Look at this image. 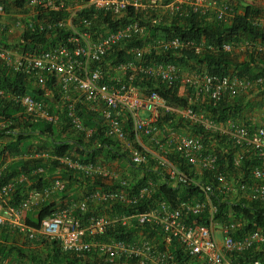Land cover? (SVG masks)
<instances>
[{"label": "built area", "instance_id": "built-area-1", "mask_svg": "<svg viewBox=\"0 0 264 264\" xmlns=\"http://www.w3.org/2000/svg\"><path fill=\"white\" fill-rule=\"evenodd\" d=\"M184 4V0L165 3L163 0H27L23 7L27 12L17 14L12 20L5 3L0 2V32L7 39L5 43L0 41L1 62L8 70L25 75L36 87L44 89V96L58 92L63 101L62 105L56 103L52 109L49 102L33 94L0 90L2 96L20 106L23 111V115L0 117L1 138L29 134L16 128L19 121L20 124L41 121L58 126L65 124L89 140L97 132V127L85 124L79 113V107L83 106L94 114L93 121L100 123L105 136L126 147L134 164H146L150 158H154L152 160L163 168L172 182L195 185L203 193V197L181 200L176 206L161 199L153 207L130 215L93 213L88 216L92 205L115 201L129 203L149 195L153 183L149 181L140 189V195L135 196L126 189L128 182L118 177L117 173L106 169L104 165L83 162L75 159L73 154L66 153L62 156L52 154L53 160L58 162V172L49 176L48 183L42 189L29 191L18 205H14L11 203V192L15 181H3V173L13 162V156L2 145L0 228L23 234L32 241L42 237L55 240L63 251L84 261L100 256L103 264H185L172 253L169 246L162 248L151 239L144 231L146 228L136 233L131 240L104 239L108 230L116 224L129 226L137 223L164 233L172 247H180L184 255L196 257L203 264H264L259 257H244L250 249L264 245V229L243 232L244 224L217 219L215 215L218 210L213 201L216 189L222 194L236 190L240 193L239 200L259 201L264 205V118H256L254 128L237 119L216 122L205 113L196 111L192 105L174 106L157 91L146 93L137 84L143 75L159 79L166 86L178 81L180 85L191 89V102L194 103L205 98L215 102L234 98L242 92L258 91L259 85L264 83L262 77L250 80L237 75L200 71L184 73L172 61H148L147 55L153 51L166 53L192 50L200 54L205 50H215L214 45L204 40L185 39L176 33L155 38L151 36L146 24V16L151 10L163 8L175 12V16L182 15ZM91 8L110 14L112 19L120 21L119 26L115 30H98L96 15H80ZM189 8L205 13L211 10L224 22L230 21L236 14L232 4L220 0H195ZM130 10L135 14L127 17ZM139 14L141 17H138ZM258 21L264 23V16ZM161 22L159 19L156 23ZM60 29H68L72 35L41 52L25 50L21 45H16L23 42L26 32L48 33ZM14 34L19 38L16 44L8 42ZM129 41L141 42V45L127 50L131 59L110 64L107 57ZM240 44L225 43L222 49L231 52L237 50ZM248 46L253 47L250 42ZM256 50L264 52V44L256 45ZM51 78L54 79L53 87L46 89V83ZM172 113L181 114L191 124H200L206 131L226 136L234 148L233 161L236 167H241L247 157L254 158L260 164L250 167L247 178H234L220 168L218 154L207 146L202 135L178 133L173 128L163 130V119ZM162 131L167 132L165 137L161 136ZM144 138L157 147L156 154L151 151V146L148 147L142 141ZM169 145L189 166L188 171L169 158ZM35 151H29L27 156H49L48 152L39 150L38 154ZM195 168L212 173L217 185L213 181L199 182L194 177ZM44 169L41 166L35 172L41 173ZM65 169L80 172L89 178L99 175L121 180L122 189H94L83 199L56 208L50 216L41 219L39 226L30 225L27 221L30 211L39 208L55 194L67 191L69 181L64 176ZM76 211L82 216L75 215ZM205 213H208L209 223L196 219ZM217 231L223 237L222 242Z\"/></svg>", "mask_w": 264, "mask_h": 264}, {"label": "trees", "instance_id": "trees-1", "mask_svg": "<svg viewBox=\"0 0 264 264\" xmlns=\"http://www.w3.org/2000/svg\"><path fill=\"white\" fill-rule=\"evenodd\" d=\"M16 5L19 7H25L27 0H14ZM170 0H165L168 2ZM4 2L6 7L10 4V0H0ZM246 2V1H245ZM241 2L238 0V8L243 10L242 14H235V16L228 22L221 21L217 18L215 12H203L194 11L189 8L187 12L183 14H178L174 19L168 24L156 23L149 27V31L152 37H161L164 34L170 36L173 33L180 35L185 39H196L204 40L207 44L214 45L213 51L207 52L206 50L200 54H195L192 50H182L179 52H166L160 53L153 51L152 54L147 55V60L151 63L172 61L176 63L181 69H193L194 71L207 72L210 74L218 75H230L247 77L250 80H256L260 77L264 78V52L257 51L256 45L264 44V23L257 21L254 18H259L264 16V9L255 6L254 4H249ZM186 7V5H183ZM188 7V6H187ZM236 8L235 10H238ZM89 13L90 15L97 16V26L98 30L104 31L106 28L115 30L119 24V20L112 19L111 15L103 12L96 11L94 9H89L88 11H83L80 13ZM135 13L133 10L127 12V17L133 16ZM212 14V15H211ZM48 15V14H47ZM209 15L211 17L209 18ZM125 17V20L128 18ZM138 17H141L139 14ZM144 22V21H143ZM159 33H162L159 36ZM72 35L71 31L68 29H60L57 31H52L48 33L37 32L29 33L26 32L23 35V42H19L25 50H33L41 52L58 42L67 40L68 37ZM6 37L0 32V41L6 42ZM248 41L252 43L253 47L247 48L246 57L241 58L236 50L231 52H226L222 49L225 43H240ZM141 45L140 41H129L124 44V47L116 50L107 57V61L110 64H117L121 61L131 59V55L127 52L132 46ZM243 53V54H244ZM54 79L51 78L46 83V89H52ZM137 84L143 88L146 93L151 91H157L162 97H164L170 104L179 107H187L192 105L196 111L205 113L208 117L216 122H226L228 119H239L244 115V102L242 97L227 98L222 101H213L210 99H199L198 101L192 103L189 98L180 95V82H176L171 86H166L164 82L159 79L152 77H147L143 75ZM0 90H4L8 93L17 92L23 94H33L34 97L38 99H45V90L36 87L28 78L19 73H13L8 70L0 60ZM261 95L264 94V83L260 84L257 88ZM188 93H192L191 89H187ZM55 100L48 101L51 104V108H54L56 103L62 105L58 92L54 94ZM251 104V105H250ZM247 107H253L252 103L246 105ZM79 113L81 114L85 124L88 127H97V132L89 140H86L82 134L79 133L80 137L74 139V141H66L56 137V132L58 125L45 123L41 121L33 122H23L17 125L16 128L20 130H25L29 132L27 135H19L16 140H13V148L6 145L11 153L13 151L17 152L20 149V145L23 140L28 137L33 136V134H41L56 137L54 140V147L52 153L55 155H65L66 153L73 154V157L77 160L83 162H93L103 165V161L107 164H112L117 160H126L131 165H133V176L128 175V182L126 189L133 193L135 196L140 195V189L146 186L147 183H153V190L148 195H144L139 199L131 201L129 203L124 201H115L110 203H99L98 205H92L88 216L94 214H101L102 211H107L108 215H130L136 213L137 211L146 210L153 207L159 200L165 199L169 201L173 206H176L181 200H192L198 197H203L202 191L199 187L192 184L177 183L172 184L167 174L163 169H154L155 161L150 160V163L136 165L132 162L130 158L129 151L126 149L125 152H121L122 146L116 140L105 136L104 131L100 128V123L93 121L94 114L89 112L85 107H79ZM23 115L22 108L11 100H8L5 96L0 94V117H12ZM168 117V116H167ZM241 119V118H240ZM246 119V116L243 117ZM244 124L251 128H254L255 123L245 121ZM64 128L66 129L65 125ZM193 134L202 135L206 137L208 145L211 146L210 140H214L219 137L218 134L206 131L200 124H193ZM64 130V129H62ZM2 133H0L1 138ZM134 140V138L132 137ZM230 144V142H229ZM27 148V147H26ZM217 154L219 156L220 168L232 175L234 178H247L249 175L250 167L253 165L260 164L254 158L244 159L242 161L241 167H236L234 165L233 156L234 149L227 146L224 149L216 148ZM22 151V150H21ZM27 152V151H26ZM1 153V152H0ZM1 158V155H0ZM169 158L176 162L182 169L189 170L188 165L184 163V160L180 158L177 152L171 153ZM154 162V163H153ZM44 167V172L38 173L35 170L38 167ZM58 162L52 160L51 162H45L44 158H28L13 161L8 165L3 173V181L9 182L14 180V190L11 192V203L18 205L21 199L33 189H42L47 183L49 176L54 175L58 172L57 170ZM194 171V170H193ZM64 176L69 181V187L66 192L61 194H55L53 197H57V201L60 202V206H66L68 203L63 204L64 199L71 196L70 204L77 202L80 194L85 192V195L94 189L108 190L113 188H121V180H111L108 181L105 177L95 175L92 178L82 175V173L65 169ZM204 178L201 180L203 182L213 181L212 183L217 185L214 176L210 172H203ZM21 175H24V180L20 181ZM196 175V174H195ZM194 175V177H195ZM164 177V180L161 178ZM197 176V175H196ZM199 181V182H201ZM55 197V198H56ZM78 198V199H77ZM57 201H46L42 205L32 210L27 214V221L32 226H39L40 221L45 216H50L52 212L55 211L59 202ZM214 204L217 206V213L215 217L221 219L224 222L230 220V213H233L235 217L240 218L244 222L245 231H250L255 228L264 229V205L259 201H247L238 200L237 202H231L224 198L223 194L216 189L213 196ZM68 204V205H70ZM75 215L82 216L79 211L75 212ZM202 222L209 223L208 213H205L198 218ZM146 228V229H144ZM144 229L146 233L154 238H158L161 241L164 233L158 230L147 229V227H142L137 223H132L129 226H123L121 224H116L111 227L104 239H125L131 240L136 233ZM159 232V233H157ZM15 231L7 228L0 229V264H8L4 261L7 259L8 255L16 253V258L20 260L32 259L31 262L27 264H97L96 262L90 263L88 260L78 258L72 253L65 252L61 249L59 243L55 240H50L48 238H40L36 241L37 250L39 252L43 251L41 248L46 249L48 252L42 254H36L34 251H27L24 246L18 244V239L14 235ZM159 234V236H158ZM242 234V231L240 235ZM11 235L14 238H11ZM150 236V237H151ZM161 236V237H160ZM239 236V234H238ZM27 241H25L26 243ZM5 243L10 244L6 246ZM17 243V244H16ZM28 246V245H27ZM160 247H164V243L159 244ZM169 249L175 256L185 264H203L200 259L196 257H191L184 255L180 247H172V244H168ZM35 250V249H34ZM246 259L252 257H259L264 261V245L259 247H254L244 254ZM6 258V259H5ZM27 258V259H26ZM10 263V262H9Z\"/></svg>", "mask_w": 264, "mask_h": 264}, {"label": "crops", "instance_id": "crops-1", "mask_svg": "<svg viewBox=\"0 0 264 264\" xmlns=\"http://www.w3.org/2000/svg\"><path fill=\"white\" fill-rule=\"evenodd\" d=\"M220 1H223V2H228L227 0H220ZM231 2H228L230 4H232V6L236 9L238 8V0H230ZM247 2L249 4H254L255 6H258V7H261L262 9H264V0H241V2ZM235 4H233V3ZM245 2V3H246ZM235 12L237 14H242L243 13V10L242 9H239L238 10H235ZM256 19L257 21L259 19H261V17L259 18H254ZM241 46L236 50H243L244 52H246L247 48H249L248 46V41H245V42H240ZM245 58L246 57V53L243 54L242 58ZM194 71L193 69H190V70H186L184 71V73H188V72H192ZM180 95L186 97V98H189V100L191 101V93H188L186 91V88L182 85H180ZM258 92V91H249V92H242L240 93L238 96L239 97H242V101L244 102V116H246V119H243V117L241 116L239 119H237L238 121H241V122H245V121H249V122H256V118H259V117H262L264 118V98H257V97H254L255 93ZM236 96V97H238ZM46 101H53V93H49V95H46ZM249 103H252L253 104V107H247L246 105L249 104ZM251 105V104H250ZM60 106V105H59ZM263 106V109L262 111H260V108H262ZM54 107H56V105H54ZM254 107L257 109L255 110ZM254 109V111L252 112H249V110H252ZM65 125V124H63ZM184 125H186L187 128L184 127ZM193 124L189 123L187 119H185L183 116H181V114L179 113H172L170 115H168V117L166 118V121L162 122V127L164 128L163 130L166 129L167 130H170L172 128L175 129L176 132L178 133H189L191 135H193V127L192 126ZM256 125V124H255ZM64 129V130H62ZM167 135V132H164L162 131L161 133V136L162 137H165ZM196 135V134H195ZM219 137H216L214 140H210V144L211 146H214L215 148H222L224 149L223 151H226V147L227 146H230L229 142H228V138L226 136H222V135H219ZM56 137L57 138H60L62 140H66V141H74L75 138H77L76 136H72V134L68 131H66V129L64 128V126L62 125H59L58 126V129H57V132H56ZM56 137H52V136H47V135H41V134H33V136L31 137H28L27 139L23 140L22 144L19 146L20 149L22 150H19L17 152L13 151L12 156H13V161H17V160H21V159H28L29 157L27 156V153H29V151L35 149V153H38L39 154V150L40 152H48L49 153V156H47V154H45V157H42L44 158L45 162H51L53 160V156H52V150H53V147H54V140H56ZM80 137V135L78 136ZM13 140H16L15 137H10V136H6V137H2L0 138V147L2 145H9L10 148H13V144L11 143ZM149 144V142H148ZM150 145V144H149ZM47 147L46 149H44V147ZM122 146V145H121ZM27 147V148H26ZM52 147V148H50ZM149 147V146H148ZM151 151L156 154L155 150L153 148H150ZM234 149V148H233ZM124 150H126V147L125 146H122L121 148V152H125ZM27 151V152H26ZM169 154L170 153H174L173 151V147L169 145L168 147V151H167ZM234 157V156H233ZM154 158H150V160H152ZM150 160L147 162V163H150ZM155 161V160H154ZM113 163H118V165H120V169L121 170H126V175H129V176H133L132 173L134 174V169H133V165H131L128 161L126 160H117V161H114ZM112 163V164H113ZM154 163V162H153ZM161 167H159V165H157V162L155 161V165H154V169H159ZM163 169V168H161ZM196 169V168H195ZM160 170V169H159ZM118 177L122 176L124 173H122V175H120L119 173H117ZM195 174L196 175H199L197 173V170L195 171ZM164 177L165 176H162L161 178L164 180ZM25 179L24 178V175H21L20 177V181ZM108 181H111V180H115V179H112V177H107L106 178ZM173 185H175L176 183L172 182ZM56 197V196H55ZM52 197L50 198L48 201H57V197ZM79 198V197H78ZM77 198V199H78ZM71 196L62 200L63 201V204H70L71 202ZM60 201V200H59ZM57 201V202H59ZM58 206H60V202L58 204ZM31 212V211H30ZM1 229V228H0ZM14 234V233H13ZM16 236V238L18 239V244L20 246H24V244H27L26 246H24V248L27 250V251H34L36 254H42V256H44L43 253H46L47 254V250L44 249V248H41V252H39L37 250V246H36V241H32V240H28L26 238V236H24L23 234H20V233H15L14 234ZM11 238H14L13 235H11ZM43 238V237H42ZM222 235L220 234V237H219V240L220 242H222ZM25 241H27L25 243ZM2 244V243H1ZM7 244V245H6ZM17 244V243H16ZM6 246H10V244L8 243H5ZM35 249V250H34ZM16 253H12L10 255H8L7 259L4 260V261H9V262H5V263H8V264H27L28 262H31L32 259H27V260H20L19 258H16ZM33 263V262H31ZM35 264V263H34Z\"/></svg>", "mask_w": 264, "mask_h": 264}, {"label": "rangeland", "instance_id": "rangeland-1", "mask_svg": "<svg viewBox=\"0 0 264 264\" xmlns=\"http://www.w3.org/2000/svg\"><path fill=\"white\" fill-rule=\"evenodd\" d=\"M185 1V4L184 5H186V7H183V12L185 13V12H187V10L189 9V7H191V4H192V2H195V0H184ZM226 1V0H225ZM228 2H231L230 0H227ZM10 4H8L7 5V8H8V12L11 14V18H12V20H14L15 18H16V15L17 14H21V13H26L27 12V10L26 9H24L23 7H19V6H17L16 5V3H15V1L14 0H10ZM163 3H165V0H163ZM233 3V2H232ZM234 4V3H233ZM235 5V4H234ZM187 6H189V7H187ZM22 8V9H21ZM208 12H213V11H208ZM177 15V14H176ZM212 15V14H211ZM211 15H209V18L211 17ZM174 17H175V12L174 13H171V12H169L168 10H166V9H163V8H160L159 9V11H157V10H151L149 13H148V15L146 16V20H147V22H146V24H148V26L150 27L151 25H155L156 24V22H159V19H161L162 20V24H168L169 22H171L173 19H174ZM155 20V21H154ZM162 35V33H159V36H161ZM165 35V34H164ZM18 40H19V38H18V35L16 34H14L13 36H12V38H9V41L8 42H12V43H14V44H16L17 42H18ZM243 53H244V51L243 50H238L237 51V54L242 58V56H243ZM186 70H190V69H182V71L184 72V71H186ZM54 94L55 93H53V96H54ZM254 97H261V98H264V94L263 95H261L260 94V92H256L255 93V95H254ZM56 99V98H55ZM54 98H53V100H55ZM254 109L255 110H257L255 107H254ZM254 109H252V110H249V112H252V111H254ZM262 109H263V106H262V108H260V111H262ZM166 118L167 117H165L164 119H163V121L162 122H164V121H166ZM255 124H256V122H255ZM184 127L185 128H187L186 127V125H184ZM174 129V128H173ZM66 131H68V132H70L71 134H72V136H76V137H78L79 136V134L78 133H76L75 131H73L71 128H69V127H67L66 126ZM186 134H189V133H186ZM206 137H204V139H205ZM147 146H151V148H153L154 150H156L157 149V147L155 146L154 147V145L152 144V142L149 140V139H143L142 140ZM148 142H149V144H148ZM151 142V143H150ZM208 141H206V139H205V143L207 144V146L211 149V150H213L214 152H216L217 153V149L214 147V146H210V145H208V143H207ZM47 147L45 146L44 147V149H46ZM50 148H52V147H50ZM103 165L106 167V169H108V170H110V171H112V172H115V173H119L120 175H122V173H124L125 172V174H123L122 176H120V178H126V179H128L129 177H128V175H126V170H121L120 169V165H118V163H113V164H107V162H105V161H103ZM197 170V173L199 174V175H195V173H194V175H195V178L198 180V181H201L203 178H204V174H203V172L199 169V168H197L196 169ZM238 179V178H237ZM201 182H203V181H201ZM223 196H224V198H226L227 200H230L231 202H237L238 200H239V198H240V193L238 192V191H234V192H231V193H223ZM85 197V192H83V193H81L80 194V197H79V200H81V198L83 199ZM101 214H107V211H102L101 212ZM229 221H233V222H238V223H242V224H244V222H243V220H241L240 218H238V217H235L234 216V214L233 213H230V220ZM145 233V232H144ZM158 233V232H157ZM142 235H146V234H142ZM148 235V234H147ZM151 236V235H150ZM158 236H159V234H158ZM217 236L218 237H220V232L219 231H217ZM161 237V236H160ZM151 239H153L156 243H158V244H162V243H164V246H166V247H168V244L170 243V241H168V239H167V237L166 236H164L163 235V237H161V241H159V239L158 238H154V236L152 235L151 236ZM170 245V244H169ZM89 262L90 263H92V262H96L97 264H103L102 263V257H100V256H94L93 258H91L90 260H89Z\"/></svg>", "mask_w": 264, "mask_h": 264}, {"label": "clouds", "instance_id": "clouds-1", "mask_svg": "<svg viewBox=\"0 0 264 264\" xmlns=\"http://www.w3.org/2000/svg\"><path fill=\"white\" fill-rule=\"evenodd\" d=\"M68 127V126H67ZM70 128V127H69ZM73 130V129H72ZM74 131V130H73ZM79 134V133H78Z\"/></svg>", "mask_w": 264, "mask_h": 264}]
</instances>
